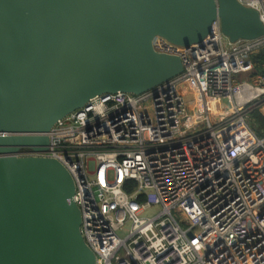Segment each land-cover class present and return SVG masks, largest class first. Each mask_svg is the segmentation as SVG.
<instances>
[{
  "label": "built area",
  "instance_id": "2783aa9c",
  "mask_svg": "<svg viewBox=\"0 0 264 264\" xmlns=\"http://www.w3.org/2000/svg\"><path fill=\"white\" fill-rule=\"evenodd\" d=\"M238 1L264 24V0ZM152 45L182 73L96 95L56 121L46 151L18 155L69 172L96 264H264V133L249 123L264 114V74L249 76L264 34L230 41L216 19L201 45Z\"/></svg>",
  "mask_w": 264,
  "mask_h": 264
},
{
  "label": "water",
  "instance_id": "95a60500",
  "mask_svg": "<svg viewBox=\"0 0 264 264\" xmlns=\"http://www.w3.org/2000/svg\"><path fill=\"white\" fill-rule=\"evenodd\" d=\"M216 19L230 41L264 34L238 0H0V264H96L69 172L18 153L46 151L56 121L96 95L182 73L153 38L201 45Z\"/></svg>",
  "mask_w": 264,
  "mask_h": 264
},
{
  "label": "trees",
  "instance_id": "16d2710c",
  "mask_svg": "<svg viewBox=\"0 0 264 264\" xmlns=\"http://www.w3.org/2000/svg\"><path fill=\"white\" fill-rule=\"evenodd\" d=\"M253 63V73L252 76L260 73L264 74V50L259 51L258 53L254 54L251 58ZM251 77V74L249 75ZM251 120H252V129L257 135H262L264 133V114L255 109L250 113ZM134 184L133 182H127L124 186L126 191H131Z\"/></svg>",
  "mask_w": 264,
  "mask_h": 264
},
{
  "label": "rangeland",
  "instance_id": "374dc122",
  "mask_svg": "<svg viewBox=\"0 0 264 264\" xmlns=\"http://www.w3.org/2000/svg\"><path fill=\"white\" fill-rule=\"evenodd\" d=\"M251 74V77H252V73H249V75ZM240 80H250L251 78L248 76V73H246V74H241L240 75V78H239ZM191 97H189V99H190ZM249 123H250V125H252V120L250 119V121H249ZM253 126V125H252Z\"/></svg>",
  "mask_w": 264,
  "mask_h": 264
}]
</instances>
